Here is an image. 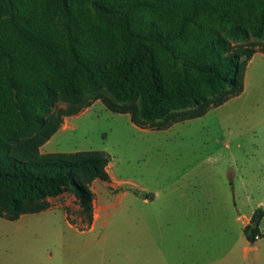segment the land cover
<instances>
[{"label": "trees", "instance_id": "1", "mask_svg": "<svg viewBox=\"0 0 264 264\" xmlns=\"http://www.w3.org/2000/svg\"><path fill=\"white\" fill-rule=\"evenodd\" d=\"M258 46L264 0H0V216L71 191L90 227L111 157L42 152L64 118L95 99L145 129L201 117L244 91ZM263 218L244 227L250 243Z\"/></svg>", "mask_w": 264, "mask_h": 264}, {"label": "rangeland", "instance_id": "2", "mask_svg": "<svg viewBox=\"0 0 264 264\" xmlns=\"http://www.w3.org/2000/svg\"><path fill=\"white\" fill-rule=\"evenodd\" d=\"M257 49L244 91L201 117L145 129L100 99L65 117L42 151L109 153L111 181L92 184L99 220L87 226L71 191L48 198L44 211L0 216V264H264V237L245 251L244 234L264 206V49Z\"/></svg>", "mask_w": 264, "mask_h": 264}, {"label": "crops", "instance_id": "3", "mask_svg": "<svg viewBox=\"0 0 264 264\" xmlns=\"http://www.w3.org/2000/svg\"><path fill=\"white\" fill-rule=\"evenodd\" d=\"M257 53H258V52H257ZM255 54H256V53H255ZM255 54H254V55H255ZM249 63H250V62H249ZM245 77H246V76H245ZM75 116H76V115H75ZM67 117H71V116H67ZM60 129H61V128H60ZM60 129H59V130H60ZM59 130H58L55 134H57V133L59 132ZM55 134H54V135H55ZM54 135L52 136V138L54 137ZM52 138H51V139H52ZM51 139H50V140H51ZM50 140H49V141H50ZM49 141H48V142H49ZM48 142L45 143V144L41 147V151H42V148H43L44 146H46V144H48ZM42 152H43V151H42ZM108 170H109V169H108ZM109 173H110V172H109ZM111 179H112V177H111ZM253 212H254V211H253ZM251 216H252V215H251ZM250 218H251V217H250ZM98 220H99V218L96 217V214H95V218H94V221H93L92 226H93ZM249 221H250V219H249ZM249 221H248V223H249ZM248 223L244 224V227H245ZM247 241H248V240H247ZM248 242H249V241H248ZM249 243H250V242H249ZM251 247H254V243H251V245L247 246V247L245 248V251H248Z\"/></svg>", "mask_w": 264, "mask_h": 264}, {"label": "water", "instance_id": "4", "mask_svg": "<svg viewBox=\"0 0 264 264\" xmlns=\"http://www.w3.org/2000/svg\"><path fill=\"white\" fill-rule=\"evenodd\" d=\"M263 209H264V206H263Z\"/></svg>", "mask_w": 264, "mask_h": 264}]
</instances>
